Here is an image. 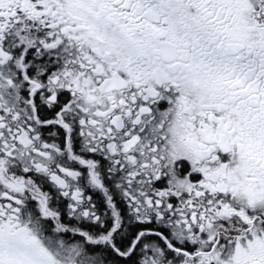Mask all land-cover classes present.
Wrapping results in <instances>:
<instances>
[{
	"label": "snow or ice",
	"instance_id": "obj_1",
	"mask_svg": "<svg viewBox=\"0 0 264 264\" xmlns=\"http://www.w3.org/2000/svg\"><path fill=\"white\" fill-rule=\"evenodd\" d=\"M0 264H264V0H0Z\"/></svg>",
	"mask_w": 264,
	"mask_h": 264
}]
</instances>
